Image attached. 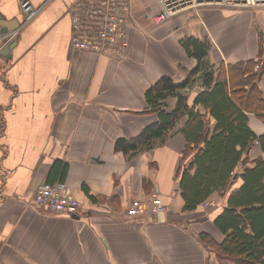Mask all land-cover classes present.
Wrapping results in <instances>:
<instances>
[{"label":"crops","instance_id":"crops-1","mask_svg":"<svg viewBox=\"0 0 264 264\" xmlns=\"http://www.w3.org/2000/svg\"><path fill=\"white\" fill-rule=\"evenodd\" d=\"M21 1L0 0L5 28L18 25L13 47L0 54V264H233L200 239L206 234L222 242L213 222L226 197L213 194L207 200L212 206L188 210L178 188L186 112L150 150L124 153L116 142L134 139L158 121L144 93L161 77L174 84L188 79L177 92L188 106L206 90L199 74L189 76L197 61L183 48L186 39L206 44L214 82L218 74L227 87L250 92L229 67L264 53V8L204 7L156 24L157 0H125L131 28L118 61L70 48L69 6L75 0H28L39 11L20 28ZM8 38H0V51ZM255 84L249 109L240 108L248 128L261 137L264 69ZM165 104L171 112L176 97ZM195 110L215 126L203 106ZM256 160L264 162V149L253 141L236 172ZM56 164L62 175L53 171ZM56 181L82 202L78 218L31 202L40 184ZM240 185L237 179L232 189ZM154 186L166 212L152 222L125 219V207L145 201Z\"/></svg>","mask_w":264,"mask_h":264},{"label":"trees","instance_id":"trees-1","mask_svg":"<svg viewBox=\"0 0 264 264\" xmlns=\"http://www.w3.org/2000/svg\"><path fill=\"white\" fill-rule=\"evenodd\" d=\"M183 48L197 61L189 76L199 74L206 90L188 106L186 97L177 93L188 84V79L174 84L169 77H161L144 93L150 112L157 115L158 121L145 127L134 139L119 138L116 148L124 153L152 149L155 140H166L186 112L187 121L179 131L186 142L182 161L190 156L193 159L185 166L182 162L178 175V188L185 208L194 210L213 194L226 197L225 207L213 222L224 236L222 242L217 244L206 234L200 235L201 241L212 248L218 258L233 264H264V162L256 160L253 167L243 169L240 174L236 172L253 141L260 142L264 149V135L257 137L252 133L240 108L249 109L258 71L264 69L261 66L264 53L260 54L258 61L229 67V72L235 73L240 82L249 83L251 89L247 93L242 85L227 87L219 80L218 74L214 82L215 71L207 62L205 43L186 39ZM255 65L259 66L256 72L253 71ZM173 97H176L175 109L167 112L163 106ZM198 105L206 109L215 126L210 127L205 116L195 110ZM63 170L60 164L53 167V171L61 175ZM237 179L241 180V185L233 190Z\"/></svg>","mask_w":264,"mask_h":264},{"label":"built area","instance_id":"built-area-1","mask_svg":"<svg viewBox=\"0 0 264 264\" xmlns=\"http://www.w3.org/2000/svg\"><path fill=\"white\" fill-rule=\"evenodd\" d=\"M157 3L159 11L153 16L156 24L187 10L204 7L264 8V0H157ZM20 11L23 15L21 28L38 14L39 8L33 7L28 0H22ZM69 17L72 30L69 46L72 50L107 56L118 61L124 58L128 46V32L131 28L125 0H75L69 6ZM17 31L15 29L1 37L2 39L9 37L4 45L13 40ZM254 69L257 70L258 66L256 65ZM31 202L36 208L66 216L78 215L82 208V202L62 181L40 184ZM212 205V202L207 201L200 207L208 208ZM166 210L159 189L154 186L145 201H134L126 206L123 217L152 222Z\"/></svg>","mask_w":264,"mask_h":264},{"label":"water","instance_id":"water-1","mask_svg":"<svg viewBox=\"0 0 264 264\" xmlns=\"http://www.w3.org/2000/svg\"><path fill=\"white\" fill-rule=\"evenodd\" d=\"M16 22V21H15ZM4 24H6L5 21H0V38L6 34H8L9 32L15 30L18 25L16 27L13 28H5ZM17 24V23H16ZM13 47V43L11 44V42L7 43L4 45V48H2V50L0 51L1 55H7V53L9 52V50ZM261 74V70L258 71V76H260ZM244 162V161H243ZM73 218H78L77 215H73Z\"/></svg>","mask_w":264,"mask_h":264}]
</instances>
